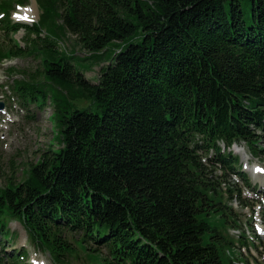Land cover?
<instances>
[{
	"label": "trees",
	"instance_id": "obj_1",
	"mask_svg": "<svg viewBox=\"0 0 264 264\" xmlns=\"http://www.w3.org/2000/svg\"><path fill=\"white\" fill-rule=\"evenodd\" d=\"M25 1L0 0V62L40 60L11 87L27 110L52 107L60 146L0 185V235L18 221L56 264L77 248L90 264H240L207 217L239 225L217 173L239 158L220 142L263 151L264 0H36L37 21H13ZM69 33L81 60L108 54L97 81L76 67Z\"/></svg>",
	"mask_w": 264,
	"mask_h": 264
},
{
	"label": "rangeland",
	"instance_id": "obj_2",
	"mask_svg": "<svg viewBox=\"0 0 264 264\" xmlns=\"http://www.w3.org/2000/svg\"><path fill=\"white\" fill-rule=\"evenodd\" d=\"M21 12L28 13L30 17L27 21L31 22L39 18L40 7L37 3H34L33 0H27L24 3L18 2V4H15L14 10L11 12V18L15 21L22 22L23 20H20L17 16V13ZM0 33V37L5 36L2 31ZM24 35L25 30L21 29L13 34V38L19 42L21 41V44L24 45ZM69 35L72 39H68L67 45L70 50H76L77 55H74V63L76 67L85 72L88 78L97 81L101 65L105 64L109 59L108 54L97 55L86 60H81L79 55H85L87 52L76 44L74 37L70 33ZM127 44L128 43L123 44V47L127 46ZM109 46H111V50L114 48L112 45ZM39 61V59L33 56H19L6 58L4 61L0 62V101L4 104L3 108L0 109V185H5L8 181L21 180L27 175L24 168L31 162L36 161L50 144L54 147L60 146L58 138L56 137L59 128L51 119L53 112L52 107L49 105L46 108L41 109L35 108L34 105H30L29 107H31V111L27 110L20 100L13 95L11 87L15 79L29 77L31 74L35 73L40 66ZM10 94H12L11 98H9ZM76 105L79 108L93 107V109H95L94 105L92 106L90 101L85 99H78ZM29 114L34 115V118H31L32 120L29 119ZM257 144L263 147V152H260L257 156L252 155L249 147L245 143L239 144L245 148V152L242 154L240 162L241 174L238 177L233 173L229 175L228 185L235 188V190L232 193L227 192L225 198H223V201L231 206V210L229 209V211H232L231 215L233 216L234 213H239V219L244 226L246 221L251 219L252 203L250 204V207L243 205L238 194V189L243 186L244 177L251 178L252 176L251 172L245 171V166H243V162H247V157L250 158V168L255 162L260 161L264 163L263 138L257 141ZM217 173L220 174V170H217ZM207 218H210L213 224L217 223L225 225V228L227 231L229 229L231 235L238 233L235 231L237 228L231 227L233 224L231 221L230 223H225L222 215L214 213ZM8 228L10 231L5 232L4 236L0 235L3 239L4 237L8 238L5 241L6 246H8L7 250L10 253L16 252L14 255H19L22 250L27 249L28 256L24 255V259L20 257L18 261H16V257L10 256V258L2 264H34L33 262L38 260V258L43 261L44 264H55L48 253L38 250L33 244H31L22 224L13 219L9 221ZM68 236L71 241H76L81 234L70 233ZM92 246L94 247L96 245L92 243ZM76 250L77 253L67 257L65 264H90V261L86 258L84 250L81 248H77ZM103 252L106 253V250L103 249ZM252 252L254 255L250 252H245L244 250V255L249 258L250 263L264 264L262 256V253H264V237L256 239V246L252 249ZM228 253L234 257L233 260L237 262L235 257L237 256V253L239 254L240 252L233 249ZM241 259L244 260L243 256H241ZM225 261L228 263L229 258L225 257Z\"/></svg>",
	"mask_w": 264,
	"mask_h": 264
},
{
	"label": "bare ground",
	"instance_id": "obj_3",
	"mask_svg": "<svg viewBox=\"0 0 264 264\" xmlns=\"http://www.w3.org/2000/svg\"><path fill=\"white\" fill-rule=\"evenodd\" d=\"M17 15L18 16H23V17H26V18L30 17V15L28 13H22V12L21 13H17ZM235 148H236V150H239V151L243 149V147H239V146H235Z\"/></svg>",
	"mask_w": 264,
	"mask_h": 264
},
{
	"label": "water",
	"instance_id": "obj_4",
	"mask_svg": "<svg viewBox=\"0 0 264 264\" xmlns=\"http://www.w3.org/2000/svg\"><path fill=\"white\" fill-rule=\"evenodd\" d=\"M33 1H35V0H33ZM3 105V102H0V106H2Z\"/></svg>",
	"mask_w": 264,
	"mask_h": 264
}]
</instances>
